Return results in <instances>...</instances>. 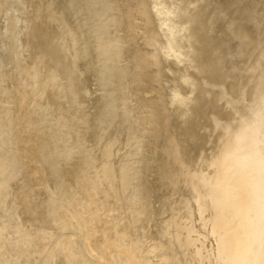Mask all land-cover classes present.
I'll return each mask as SVG.
<instances>
[{
	"label": "rangeland",
	"instance_id": "rangeland-1",
	"mask_svg": "<svg viewBox=\"0 0 264 264\" xmlns=\"http://www.w3.org/2000/svg\"><path fill=\"white\" fill-rule=\"evenodd\" d=\"M184 1L197 12L196 29L207 45L205 59L218 70V74L206 76L216 80L213 84L225 80V87L232 94L236 81L230 77L224 79V73L231 63L242 67L255 59V35H264V0ZM148 2L161 32L160 44H164L169 33L166 18L174 16L165 11L176 9L180 0ZM217 6H222L223 16L211 29L209 25ZM239 6L245 10H239ZM107 7L109 11H106ZM0 8V163L7 162L11 167L19 158L20 150L13 144V138L25 128L46 137L63 160L62 165L75 162L81 154L99 158L98 165L103 149L113 143L111 161L116 167L128 163L134 178L129 190L123 194L124 204L119 209L104 191L97 194L99 200L104 201L99 210L103 220L107 224L118 223L131 238L138 239L145 250L162 242L171 245L172 253L183 264H214L216 241L210 233V224L201 218L191 191L184 184L179 189L171 188L162 179L161 167L166 160L163 143L152 134L146 121L150 107L142 103V98L153 99L159 91L162 93L167 104V121L186 160L194 169L208 172L211 168L198 160L201 152L209 156L217 144L219 131L212 127V115L223 119L230 115L224 101L219 100L218 85L203 83L202 75L186 59L185 53L174 49L170 53L162 52L163 66L156 89L139 81L141 73L132 56L134 45L126 27L111 25L108 33H103L101 28L110 14L123 15L122 0H0ZM231 21L236 22L232 36L228 34ZM29 24L39 31V49L53 48L61 60L56 66L55 59L44 52L40 79H45L54 68L58 69L61 80L38 98L39 105L33 93L25 99L22 96L28 81L20 68L32 65L39 55L30 44ZM113 38L122 41V58L115 64L117 77H111L107 71L110 61L106 47ZM221 40L227 43L224 50L228 55L225 62L218 64L216 46ZM84 49L86 52L82 56ZM240 49L245 50V55H237ZM67 69L73 71L75 80L83 86L76 103L72 102L64 85ZM182 72L189 73L197 84L192 86L179 80ZM9 92L15 96L14 102L10 100ZM175 93L188 97V101L175 100ZM184 111L186 115H183ZM8 114L13 120L11 127L7 125ZM100 114L106 119L101 120ZM79 126L84 128L81 135L76 132ZM29 151L36 162L34 149ZM73 155V159L65 161ZM42 170L40 178L24 172L8 183L7 201L0 202L2 264H67L65 254L57 244V228L45 220L47 201L59 185L49 164H42ZM90 171L95 175L97 167ZM133 192L139 200V214L132 211ZM183 198L191 199L189 211L181 206ZM206 215L208 212L204 213ZM174 216L192 227V236L200 237L196 243L210 257L200 260L189 250L184 253L177 243L172 244L175 227L169 226V221ZM19 230L32 236L28 244ZM39 232L47 235H37ZM84 253L88 259L92 258L89 252ZM150 259L160 264L158 252L150 253Z\"/></svg>",
	"mask_w": 264,
	"mask_h": 264
},
{
	"label": "bare ground",
	"instance_id": "bare-ground-1",
	"mask_svg": "<svg viewBox=\"0 0 264 264\" xmlns=\"http://www.w3.org/2000/svg\"><path fill=\"white\" fill-rule=\"evenodd\" d=\"M122 1L123 15L110 14L101 28L103 33H108L111 25L126 27L134 45L132 56L141 73L139 81L156 89L163 66L162 52L178 50L185 53L186 59L202 75L203 83L218 85L219 100L224 101L230 110V115L224 119L212 115V127L219 131L217 144L209 156L201 152L198 160L211 168L206 172L194 169L186 160L167 121V104L162 93L159 91L153 99L142 98V103L150 107L146 121L152 134L163 143L166 160L161 167L162 179L171 188L179 189L184 184L191 191L200 216L210 224V233L216 241L214 264H264V35H255L253 52L257 54L254 60L242 67L235 63L228 65L224 79L230 77L236 81L230 94L225 87V80L220 84H213L216 80L206 76L209 73L216 75L218 70L210 64L212 62L205 59L207 45L196 29L197 12L190 8L189 3L180 0L176 9L165 11L167 14L174 13V16L166 18L169 21V33L164 44H160L161 32L148 0ZM109 9L107 7L106 11ZM238 9L245 10L240 6ZM222 14V6H217L209 25L211 29ZM235 25V21L229 23L230 36L235 31ZM27 28L31 47L36 48L39 55L32 65L20 68L28 81L22 96L25 99L33 93L36 104L39 105L38 98L50 87L57 86L61 80L58 69L54 68L45 79H40L41 68L45 63L44 52L55 59L56 66L61 60L55 55L53 48L39 49L38 29L31 24ZM139 41L141 43L138 44ZM226 45L224 40L217 43L218 64L225 62L227 58L228 54L224 50ZM85 52V49L81 52L82 56ZM106 52L110 61L107 71L111 77H115V64L122 58L121 39L113 38L106 47ZM245 53L244 49L237 51L239 56ZM65 73V88L72 102L76 103L83 86L75 80L71 69L65 70ZM181 79L192 86L197 84L187 72H182L179 77ZM9 94L10 100L14 102L15 96L12 92ZM173 97L180 102L188 101V97L177 93ZM183 115H186V111ZM7 119V125L11 127L13 120L10 114ZM100 119L104 120L106 116L100 114ZM76 132L81 135L84 128L79 126ZM13 144L20 150L19 158L11 167L7 162L0 163V202L7 201L8 183L13 178L24 172L33 178H40L42 164H49L60 188L47 201L45 220L56 226L59 232L57 244L64 252L67 264H155L150 259V253L157 252L160 254V264H183L172 253L170 244L157 242L150 250H145L141 242L131 238L126 229H121L118 223L107 224L101 217L99 210L104 201H100L97 194L104 191L119 209L124 204L123 194L129 190L134 178L128 163L116 167L111 161L113 143L103 149L98 165L96 161L99 158L90 154H81L75 162L66 163L65 161L74 157L70 156L62 165L63 160L52 149L49 140L34 134L29 128L16 135ZM30 148L34 149L38 158L36 162L31 156ZM94 166L97 171L95 175H91L90 170ZM133 199L132 211L139 214L141 209L138 207L136 192H133ZM190 201L191 199L183 198L181 206L189 211ZM205 212L208 215L204 216ZM169 226L175 227L172 244L177 243L184 253L189 250L192 256L200 260L210 257L196 243L200 237L192 236V227L181 223L177 216L171 218ZM19 231L28 244L32 236ZM39 234L47 235L40 232L37 235ZM84 251L89 252L92 258L88 259Z\"/></svg>",
	"mask_w": 264,
	"mask_h": 264
}]
</instances>
